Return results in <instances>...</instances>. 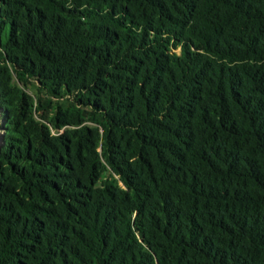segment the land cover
I'll use <instances>...</instances> for the list:
<instances>
[{
  "label": "trees",
  "instance_id": "obj_1",
  "mask_svg": "<svg viewBox=\"0 0 264 264\" xmlns=\"http://www.w3.org/2000/svg\"><path fill=\"white\" fill-rule=\"evenodd\" d=\"M0 110V264H264V0H0Z\"/></svg>",
  "mask_w": 264,
  "mask_h": 264
},
{
  "label": "rangeland",
  "instance_id": "obj_2",
  "mask_svg": "<svg viewBox=\"0 0 264 264\" xmlns=\"http://www.w3.org/2000/svg\"><path fill=\"white\" fill-rule=\"evenodd\" d=\"M29 91V90H28ZM29 92H31V91H29ZM2 122H3V115H2V112H1V110H0V130H2L1 129V124H2Z\"/></svg>",
  "mask_w": 264,
  "mask_h": 264
},
{
  "label": "bare ground",
  "instance_id": "obj_3",
  "mask_svg": "<svg viewBox=\"0 0 264 264\" xmlns=\"http://www.w3.org/2000/svg\"><path fill=\"white\" fill-rule=\"evenodd\" d=\"M2 130H0V136H1Z\"/></svg>",
  "mask_w": 264,
  "mask_h": 264
},
{
  "label": "water",
  "instance_id": "obj_4",
  "mask_svg": "<svg viewBox=\"0 0 264 264\" xmlns=\"http://www.w3.org/2000/svg\"><path fill=\"white\" fill-rule=\"evenodd\" d=\"M0 138H1V136H0Z\"/></svg>",
  "mask_w": 264,
  "mask_h": 264
}]
</instances>
